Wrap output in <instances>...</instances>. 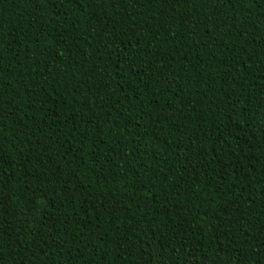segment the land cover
<instances>
[{
    "label": "trees",
    "instance_id": "1",
    "mask_svg": "<svg viewBox=\"0 0 264 264\" xmlns=\"http://www.w3.org/2000/svg\"><path fill=\"white\" fill-rule=\"evenodd\" d=\"M0 264H264V0H0Z\"/></svg>",
    "mask_w": 264,
    "mask_h": 264
}]
</instances>
